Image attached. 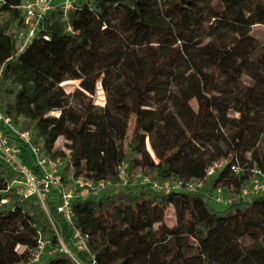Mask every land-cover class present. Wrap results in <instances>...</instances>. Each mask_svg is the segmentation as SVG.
I'll return each instance as SVG.
<instances>
[{"label": "trees", "instance_id": "trees-1", "mask_svg": "<svg viewBox=\"0 0 264 264\" xmlns=\"http://www.w3.org/2000/svg\"><path fill=\"white\" fill-rule=\"evenodd\" d=\"M21 2L0 0L9 17L0 22V107L22 118L47 154L67 155L75 175L113 179L124 162L128 174L159 180L203 177L221 157L264 167V45L258 51L250 34L264 24V0H80L50 10L47 38L37 34L17 52L10 26L20 24ZM103 72L113 74L108 85ZM99 78L117 97L68 110L60 83L77 79L74 93L93 94ZM21 156L31 166L25 149ZM15 176L0 162V264H75L58 250L31 261L38 240L51 248L55 232L69 241L72 227L89 234L97 264H264V191L216 210L204 191L125 186L74 198L68 225L54 199L46 212L34 197L20 198ZM245 180L227 168L212 177L234 190Z\"/></svg>", "mask_w": 264, "mask_h": 264}, {"label": "built area", "instance_id": "built-area-1", "mask_svg": "<svg viewBox=\"0 0 264 264\" xmlns=\"http://www.w3.org/2000/svg\"><path fill=\"white\" fill-rule=\"evenodd\" d=\"M80 0H22L20 9V24L11 30L17 52L37 36L47 35L42 31L45 16L50 10L59 8L63 11L73 9ZM26 150L31 159L28 165L21 154ZM0 162L8 167L16 176L11 180L16 185L20 198L34 197L44 211L47 212L49 200L54 199V207L68 225H72L73 210L71 202L77 197H98L107 190H117L125 186H146L158 191H204V194L223 206L230 205L239 199L247 200L264 191V167L259 165L243 166L236 158L229 162L227 157H221L210 162L203 177H169L164 180L151 177L142 170L128 174L124 162L117 165L116 178H91L82 174L75 175L70 169L72 161L66 156L52 157L47 154L32 139V132L21 127L0 107ZM69 170L64 172V166ZM227 168L233 174H245V182L234 190L221 183L208 188L210 178L221 169ZM212 181V180H211ZM3 201V200H2ZM57 244L47 248L50 239H40L31 254V261L36 262L41 255L58 250L68 255L75 264H97L95 254L89 244V234L72 227L71 238L65 241L58 233Z\"/></svg>", "mask_w": 264, "mask_h": 264}, {"label": "rangeland", "instance_id": "rangeland-1", "mask_svg": "<svg viewBox=\"0 0 264 264\" xmlns=\"http://www.w3.org/2000/svg\"><path fill=\"white\" fill-rule=\"evenodd\" d=\"M215 9H218L221 5L218 2H214L212 3ZM9 19L7 13L5 12H0V22H6ZM212 22V19L209 21L208 19H206L204 21V28L207 31V27L208 25ZM16 27L10 26V30H13ZM250 34L254 37V40L256 42V45L258 46V51L259 48L261 47V45H264V24H254L251 26V31ZM231 34L226 35V38L230 37ZM208 37H206L205 35L202 36V40H207ZM103 74H105V81L107 82V85L111 80V76H113V74L108 75V72H103ZM241 81L242 83L246 86L248 84L251 83V80L249 77H247L246 75H243L241 77ZM62 90L65 93H68V104H67V109L71 110L72 113H79V111L81 110V108L84 106V104L88 101V99H91L92 104L96 105L97 107H103L106 103H110V101H112V98L117 97V93L114 90V86L113 88L109 86V90H111V92H106V90H104L102 84H101V79L99 78L96 83H95V91L93 94H80L78 93H74L75 90L79 89V80L75 79V80H65L63 82L60 83ZM80 90V89H79ZM189 104L191 105L192 108L196 109V100L195 98H192L189 101ZM154 105V104H153ZM59 111L58 110H53L50 112L51 115H58ZM235 116L237 115L236 113L234 114ZM21 127L22 124H24V120L22 118L18 119L17 122ZM156 140V139H155ZM157 142V140H156ZM61 144H64V138L63 136H59L56 140L55 145L57 146H61V148H63ZM144 147L146 149V151L149 153V155L154 159V154H153V150L150 146V142L148 137H145L144 139ZM245 157L248 158L250 157L249 153L245 154ZM212 179L210 178V183L208 184V188L211 187L212 185ZM250 199V198H248ZM209 205L216 210H221L224 209L226 206H223L221 204L216 203L214 200L209 198L208 201ZM174 214L173 208L172 206H168L166 208L165 211V218H164V222L168 227H171L168 223H167V219H168V215L169 214ZM176 223L175 220V214H174V224ZM173 226V225H172ZM156 227V225H155ZM54 247V246H52ZM22 249H24V247L22 245H18L16 246V250L18 252H20Z\"/></svg>", "mask_w": 264, "mask_h": 264}]
</instances>
